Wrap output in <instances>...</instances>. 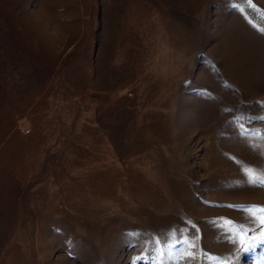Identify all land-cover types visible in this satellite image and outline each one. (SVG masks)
<instances>
[{
  "label": "rangeland",
  "instance_id": "1",
  "mask_svg": "<svg viewBox=\"0 0 264 264\" xmlns=\"http://www.w3.org/2000/svg\"><path fill=\"white\" fill-rule=\"evenodd\" d=\"M250 174L264 0H0V264H264Z\"/></svg>",
  "mask_w": 264,
  "mask_h": 264
},
{
  "label": "snow or ice",
  "instance_id": "2",
  "mask_svg": "<svg viewBox=\"0 0 264 264\" xmlns=\"http://www.w3.org/2000/svg\"><path fill=\"white\" fill-rule=\"evenodd\" d=\"M249 3H250V0H249ZM250 182H252V183L259 182L260 184L264 185V179L254 178L251 176V174H250ZM249 211H252V210H249ZM257 212L261 213V215L259 216V221H260L261 225H264V209H258L256 211H252V214L256 215ZM259 238L264 239V231L261 232V235ZM192 247H194V245H192ZM188 255L191 256L192 253L189 252Z\"/></svg>",
  "mask_w": 264,
  "mask_h": 264
}]
</instances>
